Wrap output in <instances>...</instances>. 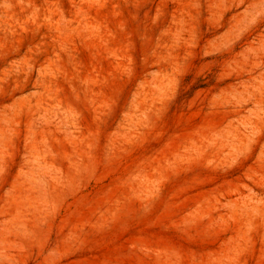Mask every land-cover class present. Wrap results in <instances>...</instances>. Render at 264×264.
<instances>
[{
    "label": "rangeland",
    "instance_id": "374dc122",
    "mask_svg": "<svg viewBox=\"0 0 264 264\" xmlns=\"http://www.w3.org/2000/svg\"><path fill=\"white\" fill-rule=\"evenodd\" d=\"M0 264H264V0H0Z\"/></svg>",
    "mask_w": 264,
    "mask_h": 264
}]
</instances>
